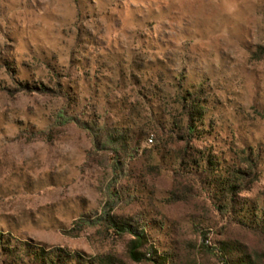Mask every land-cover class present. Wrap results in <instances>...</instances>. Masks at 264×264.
Returning a JSON list of instances; mask_svg holds the SVG:
<instances>
[{
	"label": "rangeland",
	"instance_id": "obj_1",
	"mask_svg": "<svg viewBox=\"0 0 264 264\" xmlns=\"http://www.w3.org/2000/svg\"><path fill=\"white\" fill-rule=\"evenodd\" d=\"M261 46L264 0H0V234L133 264L131 237L91 222L111 204L158 251L197 264H218L208 250L228 240L263 250L204 179L179 171L171 132L180 90H203L195 147L225 167L261 158L243 197L264 210ZM104 128L129 134L121 156Z\"/></svg>",
	"mask_w": 264,
	"mask_h": 264
},
{
	"label": "trees",
	"instance_id": "obj_2",
	"mask_svg": "<svg viewBox=\"0 0 264 264\" xmlns=\"http://www.w3.org/2000/svg\"><path fill=\"white\" fill-rule=\"evenodd\" d=\"M256 56L260 60L264 59V46L259 47ZM21 87L28 91H40L39 88L28 84L21 85ZM178 94L180 116L178 122H173L174 128L171 131L175 135L174 143L179 149L175 156L176 166L179 171L204 179L217 197L221 214L226 217L231 214L245 228L259 233L263 238L264 246V210H259L256 204L243 197L258 177L261 158L248 159L249 169H243L238 165L225 167L215 156L211 154L206 156L194 144L197 138L205 134L203 125L208 108L203 100L204 91L183 88ZM66 95H68L67 98H71L69 94ZM103 131L107 134L106 138L109 139L110 135L115 140L112 144L113 149L118 156H121V152H124L128 145L129 134L118 129L115 131L119 135L105 128ZM137 141L141 146L144 138L140 137ZM151 141L153 142L152 139ZM120 163L116 161L114 165L119 177L123 175ZM112 195L115 199L121 200L120 191ZM109 205L105 210V215L91 222L102 221L109 231H113L118 236H130L126 254L133 264H197L193 256L191 258L187 254L188 251L185 252L178 246L168 251H158L156 244L151 243L147 226L143 227L133 220L115 217L112 215L115 206ZM13 243H16L15 239L0 234V256L6 257L10 264H128L116 256L88 258L80 253L60 248L47 249L22 242L20 243L22 247H19L17 244L12 245ZM208 253L214 256L218 264H264V247L260 252L252 251L237 241H224L220 243V248L212 252L208 250Z\"/></svg>",
	"mask_w": 264,
	"mask_h": 264
}]
</instances>
